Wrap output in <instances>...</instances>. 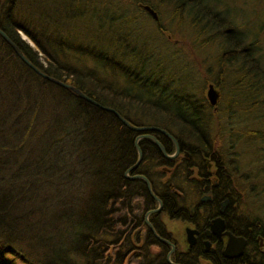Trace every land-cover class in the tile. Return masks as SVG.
Wrapping results in <instances>:
<instances>
[{"label":"trees","instance_id":"1","mask_svg":"<svg viewBox=\"0 0 264 264\" xmlns=\"http://www.w3.org/2000/svg\"><path fill=\"white\" fill-rule=\"evenodd\" d=\"M51 1L0 0V30L43 74L133 126L156 127L174 138L179 153L169 160L149 140L137 142L141 160L132 174L143 176L160 201L159 212L147 217L156 235L166 238L154 226L158 215L190 222L187 215L200 214L202 223L226 199L227 228L240 234L256 230L264 238V199H257L252 180L239 174L236 150L241 137L264 141V130L234 135L229 123L224 135L216 121L211 135L210 108L193 89L169 83L172 76L155 55L156 43L130 41L134 17L97 12L94 28L93 12L80 7L82 0ZM193 10L190 22L198 25L203 14ZM182 11L172 9L170 15ZM17 31L34 44L45 67ZM256 70L258 89L251 96L264 103V77ZM260 110L264 125V105ZM145 134L172 154L173 145L161 134ZM138 135L36 76L0 39V257L22 264H167L166 246L143 222L155 201L142 181L123 177L136 160ZM204 194L211 198L208 207L198 204Z\"/></svg>","mask_w":264,"mask_h":264},{"label":"rangeland","instance_id":"2","mask_svg":"<svg viewBox=\"0 0 264 264\" xmlns=\"http://www.w3.org/2000/svg\"><path fill=\"white\" fill-rule=\"evenodd\" d=\"M52 0L51 2H56ZM178 1V0H177ZM155 2V0H82L80 7L87 9L86 13L91 14L90 19L91 27L95 26V15L98 12L101 14L113 13L117 17L119 16H132L135 18V22L130 25L132 31L131 42L137 43L141 41L143 43L154 45L156 43L155 55L161 61L163 71L166 74H171V82H168L179 90L192 91L203 102L205 101L206 86L212 84L216 90L219 91L220 99L216 113L207 112L211 118L210 134L214 132V125L216 121H219L222 133L226 135V128L231 123L230 128L234 135L239 131L250 128L254 131L264 130V125H259L257 117L262 114V110L257 104L256 108H253L250 113L245 112V106L250 104L251 95L243 93L242 88L236 87L228 89L229 85L234 84L235 75L233 68L227 70L226 79L221 78L220 73V50L217 45V40L208 38V34L205 33V29L201 26V23L195 26H190L188 23L190 19H193L194 10L190 6H185L182 13L171 17L170 11L173 9L172 4ZM213 9L220 12L222 15H229L234 20L243 21L247 20V28L250 30L257 29L259 24L264 21V1L261 0H210ZM138 5H147L156 12L158 22L154 23L147 15L140 11ZM52 6V4H51ZM156 9V10H155ZM144 15H142V14ZM178 15V16H177ZM107 16V17H108ZM192 16V17H191ZM149 21H148V20ZM180 22V23H179ZM202 28L203 31H200ZM95 28V27H94ZM162 28H165L161 33ZM158 30L161 35H155ZM166 31V32H165ZM213 32V30H212ZM19 39L24 42L30 49L37 55V61L43 67L46 66L43 61L42 55L37 51L34 44L20 31H17ZM215 36V34H213ZM213 36V38H214ZM166 39V40H165ZM140 42V43H141ZM259 53L261 57L264 56V40L259 39ZM216 44V45H214ZM221 86H220V85ZM226 85V87H223ZM170 85V86H171ZM255 98H260L256 95ZM231 104V105H230ZM237 104L242 106L239 112L236 113L240 120H244L242 124L229 122L222 116L224 114V107L233 106ZM171 107V105H168ZM221 110L223 111L221 113ZM224 138V146H225ZM239 155V174L243 178H249L252 180L256 189L258 190V198L264 199V191H260L264 186V141L254 142L246 141V139H239L237 142L236 150ZM177 184H181V181L176 177ZM252 184V185H253ZM250 203V202H249ZM250 205V209L253 210L255 215L257 207ZM253 206V208H252ZM166 232H169L170 236L177 240L178 244H181V238L183 229L188 227V223L179 220H168L161 217L160 219ZM0 261L4 263L11 262L12 264H22L19 260L12 259L9 255H3L0 257Z\"/></svg>","mask_w":264,"mask_h":264},{"label":"flooded vegetation","instance_id":"3","mask_svg":"<svg viewBox=\"0 0 264 264\" xmlns=\"http://www.w3.org/2000/svg\"><path fill=\"white\" fill-rule=\"evenodd\" d=\"M156 1L162 3V0H155V2ZM173 4V9L175 10H183L185 6H190L193 9L196 8L202 11L203 16L201 25L205 29V33L208 34V38L212 37V39L217 40L214 43L219 45V50L221 51L219 64L221 68V78L223 80L226 75H228L226 73L227 70L229 72L232 66H234V84L229 85L227 88L233 89L236 87H240L242 88L241 91L243 93L249 95H251V93H256L258 89V71L256 70V68L261 71L260 75L264 77V56L262 58L259 53V39L262 38L264 40V21L262 24H259L257 26V29H255L256 31H252L246 26V24H248L247 20L237 21L229 15H222L220 12L213 9L214 7L211 5L210 0H184L182 3L180 0H173ZM143 6L145 5H138V7L146 15H148L142 9ZM154 22H158V17L157 20H155ZM188 24L191 27L195 26L194 24H191V22H189ZM213 34H215V36ZM209 85H211L213 89L217 92L218 97L214 106H210L208 104L206 96L203 104H205L206 109L210 108L211 113H216V105L218 104V102H220V90H216V88L212 84H208L206 86V89ZM223 87L225 88L226 85L224 86L223 84ZM257 104L260 108H262L264 105V103H260L257 101L254 102L253 96H251L250 104L245 106V112L250 113L253 108H256ZM230 105L224 107V114L221 110L223 118L225 120H228L229 122L242 124L244 120H240L239 118H237L238 116L236 115V113L239 112L242 106H238L237 104H234L233 106ZM261 115H263V113ZM207 116L211 118L210 114H207ZM259 118L260 116L258 115L257 122H259ZM201 197L202 196H200V198L198 199V204L200 206L208 207V204L211 202L210 196L209 200L205 202H200ZM222 201L219 202L215 214H208L205 221L202 223H200L197 218V216H201L200 214L187 215V217L191 220L190 222L188 220L169 219L163 214L157 216L156 220L153 221L154 226L159 228L166 238L159 237L158 235L157 236L165 240L167 243L160 242L151 233L150 234L159 243L166 246L167 250L164 259L167 264H264V238L257 235L256 230L249 229L245 230L244 234H240V232L238 231L228 229L226 219L224 217V212L226 210L227 203L223 214H218V210ZM161 217L167 218L168 220H179L188 223V227L185 228H189L195 231V234L191 235V238L194 240L193 244H188L187 236L184 231L185 228L183 229L181 244H178L177 240L173 239L170 236L169 232H166L165 226L160 220ZM216 217H220L222 219L223 229L217 228L210 230L209 225L211 224V221ZM194 221L196 223H194ZM145 226L147 227L146 224ZM226 233L230 234L233 239L242 238L244 240V245L242 246V251L239 255L237 254L238 242L235 240H230ZM135 241L142 242V239L136 237ZM230 241H232L231 243L233 245L226 249L227 244Z\"/></svg>","mask_w":264,"mask_h":264},{"label":"water","instance_id":"4","mask_svg":"<svg viewBox=\"0 0 264 264\" xmlns=\"http://www.w3.org/2000/svg\"><path fill=\"white\" fill-rule=\"evenodd\" d=\"M142 9L150 16V18L152 20H157V16L156 13L149 8L148 6H143ZM0 39L9 47V49L11 50V52L14 54V56L26 67L28 68L30 71H32L36 76H38L39 78H41L42 80L57 86L59 88L65 89V90H69L71 93H73L79 100L95 107L96 109L109 113L111 114L124 128H126L128 131L134 132V133H139V135L135 138L134 140V147L136 150V160L135 162L124 172L123 177L126 179H138L140 181L143 182L146 192L147 194L150 196V198L152 200L155 201L156 203V208H154L153 210H150L148 212H146L143 216V220L145 222V224L147 225L150 233L160 242L163 243H167L165 240L159 238L156 233L154 232V230L152 229V227L150 226L149 222L147 221V217L151 214H155L158 213L160 208H161V204L160 201L153 195V193L150 190V186L148 181L141 175L139 174H132L134 172V170L136 169V167L138 166L140 160H141V153L140 150L138 148L137 142L141 139H146L149 140L150 142L153 143V145L157 148V150L159 151L160 155L164 158V159H172L174 157H176L179 153L178 151V146L176 141L174 140V138L169 135L166 131L156 128V127H137V126H133L131 124H129L126 120H124L115 110L102 106L100 104H98L97 102H95L94 100H92L91 98L87 97L86 95H84L82 92H80L78 89L74 88L73 86H70L68 84H65L62 81H59L57 79H54L50 76H47L45 74H43L41 71H39L35 66H33L22 54V52L19 50V48L0 30ZM205 96H206V100L208 101V104L210 106H214L218 97L217 92L213 89V87L211 85H209L206 89L205 92ZM145 132H156L161 134L165 139L169 140L171 142V144L173 145V152L172 154H167L163 147L161 146V144L151 135L149 134H145ZM130 174V175H128ZM209 200V196L208 195H204L201 197L200 202H205ZM227 201L223 200L220 208L218 210V214L222 215L225 209ZM223 229V221L220 217H216L211 221V224L209 225V229L213 230V229ZM185 234L187 236V242L189 245L193 244V239L191 238V235L195 234V231L189 228H185L184 229ZM226 235L228 236V238L230 240H235L238 242V251L237 254L239 255L242 251V246L244 245V240L242 238H236L233 239L230 234L226 233ZM234 241V242H235ZM232 241L228 242L227 244V248L231 247L233 244L231 243ZM168 261V259H167Z\"/></svg>","mask_w":264,"mask_h":264},{"label":"bare ground","instance_id":"5","mask_svg":"<svg viewBox=\"0 0 264 264\" xmlns=\"http://www.w3.org/2000/svg\"><path fill=\"white\" fill-rule=\"evenodd\" d=\"M98 103V102H97Z\"/></svg>","mask_w":264,"mask_h":264}]
</instances>
